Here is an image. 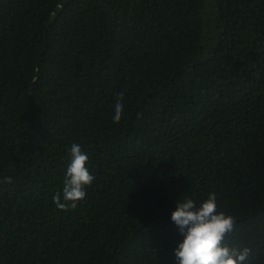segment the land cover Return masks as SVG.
I'll use <instances>...</instances> for the list:
<instances>
[{
	"label": "trees",
	"instance_id": "16d2710c",
	"mask_svg": "<svg viewBox=\"0 0 264 264\" xmlns=\"http://www.w3.org/2000/svg\"><path fill=\"white\" fill-rule=\"evenodd\" d=\"M210 193L264 264V0H0V264H175Z\"/></svg>",
	"mask_w": 264,
	"mask_h": 264
},
{
	"label": "clouds",
	"instance_id": "9594fccd",
	"mask_svg": "<svg viewBox=\"0 0 264 264\" xmlns=\"http://www.w3.org/2000/svg\"><path fill=\"white\" fill-rule=\"evenodd\" d=\"M123 95L122 90L116 94L113 120L121 118L124 104L119 97ZM69 156L62 192L53 197L59 209L74 207L85 196V185L95 175L86 163L89 159L87 151L79 144L71 145ZM4 182L10 183L11 177H6ZM174 203L169 219L181 237L172 250L175 264H248L249 248L231 247L225 243L226 234L233 231L235 218L218 211L215 193H210L199 203L191 198L177 199Z\"/></svg>",
	"mask_w": 264,
	"mask_h": 264
},
{
	"label": "water",
	"instance_id": "95a60500",
	"mask_svg": "<svg viewBox=\"0 0 264 264\" xmlns=\"http://www.w3.org/2000/svg\"><path fill=\"white\" fill-rule=\"evenodd\" d=\"M61 3H63L65 0H59ZM60 6H57L56 9H59Z\"/></svg>",
	"mask_w": 264,
	"mask_h": 264
}]
</instances>
